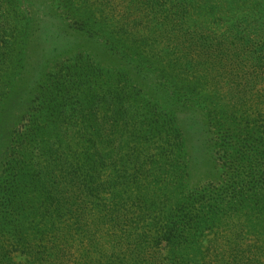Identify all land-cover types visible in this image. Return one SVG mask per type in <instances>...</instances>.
I'll return each instance as SVG.
<instances>
[{"label": "rangeland", "instance_id": "rangeland-1", "mask_svg": "<svg viewBox=\"0 0 264 264\" xmlns=\"http://www.w3.org/2000/svg\"><path fill=\"white\" fill-rule=\"evenodd\" d=\"M0 264H264V0H0Z\"/></svg>", "mask_w": 264, "mask_h": 264}]
</instances>
